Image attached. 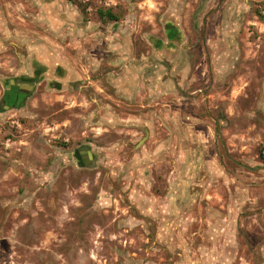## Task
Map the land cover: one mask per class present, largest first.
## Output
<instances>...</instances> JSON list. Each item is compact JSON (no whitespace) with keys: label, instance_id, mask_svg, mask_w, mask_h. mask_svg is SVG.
<instances>
[{"label":"rangeland","instance_id":"1","mask_svg":"<svg viewBox=\"0 0 264 264\" xmlns=\"http://www.w3.org/2000/svg\"><path fill=\"white\" fill-rule=\"evenodd\" d=\"M174 23L172 94L80 87ZM42 54L71 77L0 107V264H264V0H0V91Z\"/></svg>","mask_w":264,"mask_h":264},{"label":"flooded vegetation","instance_id":"2","mask_svg":"<svg viewBox=\"0 0 264 264\" xmlns=\"http://www.w3.org/2000/svg\"><path fill=\"white\" fill-rule=\"evenodd\" d=\"M66 1L70 2L71 0ZM97 17L100 20L112 19L110 17L116 19L113 14L109 12L104 13L102 11L97 13ZM108 21L115 22L116 20ZM172 26L174 27V24H172ZM179 33L176 29H170L166 34L164 27L161 33L157 30L154 38L163 43L161 51H155L152 46L150 48L135 47L124 38L125 48L113 51L118 55V57L116 55L115 58L117 62L115 67L117 74L120 76H117L114 81L106 78V75L109 72H114L115 69L111 70L112 68L109 65L108 57L105 58L104 55L107 51L103 50L104 54L101 53V57L95 60V64L101 67V70L95 75L93 80L80 87L88 88V86L92 85L96 87V82L101 80V82L115 88L113 84L114 82L117 83V79H119L120 82H124V85L134 80V82L138 85H142V87L149 86L150 84L154 85L158 82L164 83V85L170 83L175 87L180 73L179 68L182 66L186 67L187 65V63L183 65L182 60H190L196 51L194 44L185 45L184 40L186 35L182 32L183 37H181ZM42 55V58L37 57L30 61V72L28 75H16L17 77L14 76L4 80L0 91V107L2 109H19L28 98L38 90L49 87L50 83L52 86H55L58 85L56 83L59 82L65 84L70 82V73L64 71L59 65L60 62L56 64L52 57L45 54ZM160 68L162 74L159 72ZM124 76L127 79H124ZM43 82H45V84L42 85ZM40 86L41 89L39 88ZM98 91L103 92V90L100 89H98ZM77 157H79V161H84L83 156L81 157L77 154Z\"/></svg>","mask_w":264,"mask_h":264},{"label":"crops","instance_id":"3","mask_svg":"<svg viewBox=\"0 0 264 264\" xmlns=\"http://www.w3.org/2000/svg\"><path fill=\"white\" fill-rule=\"evenodd\" d=\"M153 39L156 40L155 38H153ZM156 41L159 43V45L157 48H154V47L153 48L155 51H161L163 48V43L159 42V40H156ZM111 70H113V69H111ZM159 72L162 74L161 68L159 69ZM116 74H117L116 71H114L112 73L109 72L106 75V78L114 81V79L117 76H120V75H118V74L116 75ZM124 79H127V78L124 76ZM123 83L124 82H120L119 79H117V83L114 82L113 85L116 88V94H119L120 97L125 98V99H135L137 96H140L141 92H143L144 94H148L149 96H154V97L157 96V98H160V95H162L163 93L168 92V94H172L173 89H174V87L170 83L168 85H164V83L158 82L157 84L156 83L154 85L150 84L149 86H146V87H142V85H138L136 82H134V80L129 82L128 84H125V85ZM100 84H101V80L97 81L95 85L98 89L102 90ZM140 89H141V92H140ZM142 106H144V105H142ZM158 114H160V113H158ZM151 119H152L151 115H147V114L146 115H139L138 117H135V116H132L129 114V115H127L126 118H124V121L129 122V124H131V122H133V124H135L136 123L135 121H137L138 124L143 123L144 126L151 127L152 126V122H150Z\"/></svg>","mask_w":264,"mask_h":264},{"label":"water","instance_id":"4","mask_svg":"<svg viewBox=\"0 0 264 264\" xmlns=\"http://www.w3.org/2000/svg\"><path fill=\"white\" fill-rule=\"evenodd\" d=\"M165 27H166V34L168 33V31L170 29H176V31H178V27H177V25L175 23H174V27H172V25H169V24L166 25ZM178 33H179V31H178ZM149 42L154 48H157L158 45H159V43L156 40H154L153 38H151V37H149ZM227 158H229V157L227 156ZM230 160H231V162H233L238 167H241V168H244V169H247V170H251V171L255 170V169L249 168V167H247V166H245V165H243V164H241L239 162H236V161H234L232 159H230Z\"/></svg>","mask_w":264,"mask_h":264},{"label":"trees","instance_id":"5","mask_svg":"<svg viewBox=\"0 0 264 264\" xmlns=\"http://www.w3.org/2000/svg\"><path fill=\"white\" fill-rule=\"evenodd\" d=\"M110 18H112V19H108V20H113V21H115L116 19H114L113 17H110Z\"/></svg>","mask_w":264,"mask_h":264}]
</instances>
